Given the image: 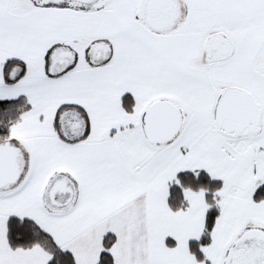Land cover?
Wrapping results in <instances>:
<instances>
[{"label":"snow or ice","instance_id":"obj_1","mask_svg":"<svg viewBox=\"0 0 264 264\" xmlns=\"http://www.w3.org/2000/svg\"><path fill=\"white\" fill-rule=\"evenodd\" d=\"M0 264H264V0H0Z\"/></svg>","mask_w":264,"mask_h":264}]
</instances>
